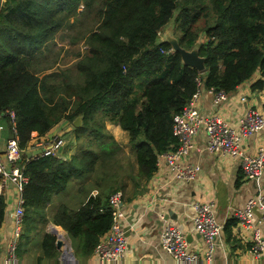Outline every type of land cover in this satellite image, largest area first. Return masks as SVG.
Masks as SVG:
<instances>
[{"label":"trees","instance_id":"16d2710c","mask_svg":"<svg viewBox=\"0 0 264 264\" xmlns=\"http://www.w3.org/2000/svg\"><path fill=\"white\" fill-rule=\"evenodd\" d=\"M168 27L178 34L181 48L198 49L202 72L183 64L160 38ZM62 29L77 30V39L87 46L76 53L73 70L31 68L44 42ZM46 69L48 74L42 72ZM250 81L251 89H264V0L0 2V123L11 135L13 114L19 146L25 149L59 121L81 118L75 128L79 148L71 161L36 156L25 163V233L45 225L52 197L65 191L71 176L89 175L97 163L101 177L112 180L106 191L75 207L62 202L50 221L76 243L75 257L93 252L110 229L108 198L122 187L117 184L124 171L114 163L118 144L102 131L104 122L101 128L93 125L97 117L128 134L137 170L124 175L137 187L152 178L161 155L177 148L173 116L197 90L231 94ZM6 207L0 196V227ZM232 224L225 225L227 232ZM42 251L40 260L57 258L54 236L44 235Z\"/></svg>","mask_w":264,"mask_h":264},{"label":"crops","instance_id":"0c3cea01","mask_svg":"<svg viewBox=\"0 0 264 264\" xmlns=\"http://www.w3.org/2000/svg\"><path fill=\"white\" fill-rule=\"evenodd\" d=\"M4 0H0L3 3ZM259 79L258 74L253 76L254 81ZM253 81V82H254ZM251 82V81H250ZM251 83L241 84L233 93L228 94L227 100L219 106L213 104V96L202 90L198 98V108L203 116L216 114L224 122L237 128L238 121L244 116L247 108H251L264 117V89L261 91L251 89ZM245 97L242 102L241 97ZM105 130L111 134L115 142L129 151L128 134L121 130L118 125L106 123ZM62 134L65 138V145L56 158L63 161H71L77 155L79 145L75 134L73 123L67 120L59 121L43 137H50ZM264 129L248 137L242 138V149L245 157L253 156ZM7 125L0 123V148L3 149L5 141L10 137ZM207 136L204 128H201L193 139V147L189 154L179 160L180 165H193L197 168L198 174L194 182H184L173 178L166 161L161 158L157 163V170L148 181H141L135 187L130 176L118 178L121 188L118 191L123 193V206L121 225L127 241L126 251L123 255L124 264H174L172 257L160 247V234L166 223L172 224L183 232L189 248L193 251L203 253L206 244L193 229L192 205L194 202H213L215 205L214 214L218 223L222 224L216 246L212 253V264H264V251L258 260L252 258L248 253L250 243L249 237L254 229L259 228L264 238V226L257 225L259 213L253 212L252 226L246 229L240 226L238 220L231 215V209H241L246 202L254 198L259 191H264V171L259 180H247L241 171V160L211 154L206 149ZM128 154V153H127ZM129 171L131 176L136 173V163L134 154H129ZM98 167L89 175L71 176L68 189L63 193L52 197V201L47 208V221L41 228L36 224L23 233L18 246V259L20 264H64L66 260L73 264H105L96 254V247L89 255L74 259L77 263L69 261L66 256V247L71 239L60 227L55 226L50 221L52 210L62 202L70 206H77L82 200L90 196L95 197L106 191L111 179L101 177ZM10 193H13L10 190ZM6 214L0 227V263L4 256L5 245L11 234V220L9 211L14 207V199L10 196L6 203ZM171 214V218L168 216ZM233 220L228 232L225 230L227 222ZM59 233V234H58ZM30 235L26 246L21 249L23 237ZM50 234L55 238V249L57 258H42L43 237ZM59 235L61 240L58 239ZM66 237V238H65ZM31 238H36L39 244L32 246L29 243ZM56 241L61 242L60 248H56ZM74 243V242H73ZM72 243V244H73ZM76 245V243H75ZM73 253H74V248Z\"/></svg>","mask_w":264,"mask_h":264},{"label":"built area","instance_id":"2783aa9c","mask_svg":"<svg viewBox=\"0 0 264 264\" xmlns=\"http://www.w3.org/2000/svg\"><path fill=\"white\" fill-rule=\"evenodd\" d=\"M198 86H200L199 81ZM202 90L204 89L197 90L183 111L173 116L172 132L178 140V146L175 150L161 155L158 161L161 158L166 161L174 179L194 182L198 174L197 168L193 165H180L179 160L189 154L195 135L201 128H204L207 136V151L211 154L240 159L242 175L247 180L257 182L264 171V134L254 155L250 157H245L243 154L242 138L262 131L264 117L255 110L247 108L235 129L216 114L203 116L198 108V98ZM206 92L213 96L215 106H219L228 97V94L216 92L213 89H208ZM240 100L246 101L244 96ZM10 119L12 122L11 136L5 141L3 149H0V196L5 198L6 203L11 196L14 199V207L8 214L11 220V234L6 242L0 264H20L17 251L25 215L23 190L27 184V177L24 170L25 163L29 160L26 158V153L39 150L38 156H56L65 145L64 136L56 134L50 137L35 138L28 143L25 149H21L13 127V114H10ZM34 157L36 156L32 158ZM10 190L13 193H10ZM123 201L121 191L112 193L108 198L113 221L110 229L100 238L96 246V254L105 264H124L123 255L127 241L121 225ZM191 208L193 229L205 242L206 250L203 253L191 250L183 232L169 223H166L161 231L159 245L172 257L174 264H212V253L223 226L215 218L213 202L197 201ZM230 211L240 226L246 229L251 228L253 212L256 211L259 213L256 224L264 226V191H259L254 198L249 199L243 208ZM56 236L61 240L59 235ZM249 243L248 253L253 259L258 260L264 251V238L259 228L253 230ZM66 256L70 257L67 247Z\"/></svg>","mask_w":264,"mask_h":264},{"label":"rangeland","instance_id":"374dc122","mask_svg":"<svg viewBox=\"0 0 264 264\" xmlns=\"http://www.w3.org/2000/svg\"><path fill=\"white\" fill-rule=\"evenodd\" d=\"M81 10V9H80ZM73 20V17L70 19V21ZM78 28V27H75ZM168 32V37L177 39L176 33L171 29V27H168L166 30H164L162 33H160V38L164 39L166 33ZM77 30H70V29H62L54 33L51 37H49L45 42L43 47L41 48L40 52L37 53V59L35 60L36 64L33 63V66L31 68H36L38 70H41L45 68V66H51L53 70L56 69H62L63 72L67 73L68 71L73 70V64L75 62V55L78 52L84 53L87 50V46L85 45V42L83 38L81 40H78L76 37ZM178 41V40H177ZM50 69L43 70L42 72H46L48 74ZM40 72V76L43 75V73ZM98 123L93 124L97 125L101 128L102 122H104V126L102 128V131L105 132V125L106 121H102L98 119ZM112 125L111 123H108ZM115 125V124H113ZM106 133L109 135V132L106 131ZM62 135V134H61ZM111 135V134H110ZM118 146V151L116 153L114 163L117 165L121 163L122 170L126 172L127 168L130 166L129 163V154H133L131 149L129 148V151L126 152V149H123L121 146ZM131 147V145H129ZM2 149V148H0ZM78 150V149H77ZM128 153V154H127ZM123 173H119L121 177L128 176L124 175ZM69 186V184H68ZM67 186V189H68ZM115 192H118L115 191ZM48 212V211H47ZM41 228V225H39ZM23 233V232H22ZM22 236V235H21ZM30 238V235L27 234L25 237H23L22 243H21V249H23L26 246L27 240ZM66 238V237H65ZM21 239V238H20ZM71 241H73L71 239ZM74 242V241H73ZM72 242V243H73ZM29 243H31L32 246H35L39 244L38 239L31 238ZM71 247L68 243L67 245V251L70 254H73L72 246L74 247L75 242L72 244Z\"/></svg>","mask_w":264,"mask_h":264},{"label":"water","instance_id":"95a60500","mask_svg":"<svg viewBox=\"0 0 264 264\" xmlns=\"http://www.w3.org/2000/svg\"><path fill=\"white\" fill-rule=\"evenodd\" d=\"M168 32L166 33L164 37V41L168 42L171 46L172 51L179 53L181 61L183 64L194 68L198 72H202L204 70V58L200 57L198 54V49L194 47L193 49L187 51L183 48L180 47L177 39L170 38L168 37ZM81 125V118L77 117L73 121V126L79 127ZM40 154L39 150L33 151V152H28L26 153V158L31 159L33 156H38ZM169 218H171V214L168 212ZM172 219V218H171ZM61 242L56 241V248H60ZM69 261H72L74 263H77L76 260L74 259L73 254H70V259ZM66 262H68L66 260Z\"/></svg>","mask_w":264,"mask_h":264},{"label":"bare ground","instance_id":"6f19581e","mask_svg":"<svg viewBox=\"0 0 264 264\" xmlns=\"http://www.w3.org/2000/svg\"><path fill=\"white\" fill-rule=\"evenodd\" d=\"M59 234V233H58Z\"/></svg>","mask_w":264,"mask_h":264}]
</instances>
